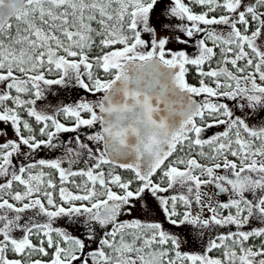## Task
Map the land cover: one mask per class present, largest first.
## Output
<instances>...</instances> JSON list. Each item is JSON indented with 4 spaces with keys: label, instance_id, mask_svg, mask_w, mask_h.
<instances>
[{
    "label": "snow or ice",
    "instance_id": "6c2138e0",
    "mask_svg": "<svg viewBox=\"0 0 264 264\" xmlns=\"http://www.w3.org/2000/svg\"><path fill=\"white\" fill-rule=\"evenodd\" d=\"M0 264H264V0H0Z\"/></svg>",
    "mask_w": 264,
    "mask_h": 264
}]
</instances>
